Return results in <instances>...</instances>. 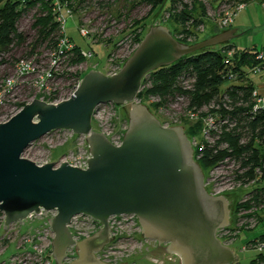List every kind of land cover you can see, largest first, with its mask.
<instances>
[{
	"label": "water",
	"instance_id": "obj_1",
	"mask_svg": "<svg viewBox=\"0 0 264 264\" xmlns=\"http://www.w3.org/2000/svg\"><path fill=\"white\" fill-rule=\"evenodd\" d=\"M237 29L195 44L179 42L164 26H152L119 73L92 70L74 94L57 104L34 99L0 124V212L5 229L41 210L57 212L50 220L53 258L66 264H107L97 254L113 242L110 219L136 217L147 240L165 245L181 264H235L237 256L217 237L230 225L223 196L205 188L202 168L182 127H165L146 104L137 103L146 77L183 57L230 43ZM129 105L123 144L114 146L94 130L101 106ZM57 131L87 136L91 153L86 170L68 163L40 166L23 158L34 143ZM84 215L101 224L93 236L76 242L68 225Z\"/></svg>",
	"mask_w": 264,
	"mask_h": 264
},
{
	"label": "trees",
	"instance_id": "obj_2",
	"mask_svg": "<svg viewBox=\"0 0 264 264\" xmlns=\"http://www.w3.org/2000/svg\"><path fill=\"white\" fill-rule=\"evenodd\" d=\"M75 1H78L80 11L94 7L98 10H104V8L108 10L110 7L112 9L117 4H121L123 11L119 16L125 20L126 18L137 19L139 16L135 14L140 7L155 8L164 0ZM169 1L171 4L170 17L175 24L182 27V32L176 38L188 45L197 43V40L191 43L188 38L196 35L199 28L204 26L210 8L217 9L223 5L235 6L238 2V0H205L210 2L206 4L204 0ZM186 1H190L191 6ZM214 1H220L217 8L213 6ZM252 1L264 2V0H246L248 4ZM4 3L3 8L0 9V67L10 65L15 70L21 60L33 61L38 66H42L45 60L49 62L48 55L57 48L61 35L60 27L52 14L51 1L30 0L23 9H20L19 2L15 0H6ZM149 15L143 20H147ZM143 20L138 19L133 23L132 29L139 26L140 21ZM182 34L186 35L183 40L179 39ZM142 37L138 40L139 42L145 36ZM78 50L68 58L69 67H76L83 63L84 60ZM259 50L264 49L239 50L231 43L223 44L219 48L203 49L183 57L169 67L150 73L143 83L146 86L145 90L139 95L145 104L150 97L162 99L161 104H148L150 110L162 123H164L163 120L156 113L158 106L170 102L175 103L178 98H184L188 103V108H195L196 111L212 103L218 104L226 95L236 105L240 103L241 105L236 106L233 111L225 109L219 111L228 123L221 126L218 134L211 132L210 140L202 141L196 148L195 158L204 171L215 168L228 160L227 164L233 166L232 171L227 170L229 171L228 177L243 187L252 183L259 185L264 182V150L259 148V145L264 143V108L257 112L253 111L255 86L252 80L243 74L247 68L253 70L256 67H260L264 72V63L257 59ZM231 52L233 54L229 56ZM6 55L8 58H4ZM226 58L234 59L227 61ZM229 72L236 75L240 84H232L227 75ZM5 76L8 74L6 73ZM63 78L66 82L72 79L70 75H65ZM191 80H194L193 90H185L184 82ZM43 95L39 94L36 98L41 99ZM47 99L55 102L58 96ZM27 103L26 101L16 105L18 109H22ZM188 129L189 133L192 131L196 134L202 130V123L199 121L190 123ZM185 133L187 134L188 131ZM248 196L249 201L242 209L251 210L253 207L257 209L264 207V186L252 189ZM257 239L264 240V234ZM257 261L264 264V253L258 254L250 264Z\"/></svg>",
	"mask_w": 264,
	"mask_h": 264
},
{
	"label": "rangeland",
	"instance_id": "obj_3",
	"mask_svg": "<svg viewBox=\"0 0 264 264\" xmlns=\"http://www.w3.org/2000/svg\"><path fill=\"white\" fill-rule=\"evenodd\" d=\"M186 2L189 6H191L190 1ZM203 2L210 4L209 1ZM219 4L220 1H214V8H217ZM170 6V1L164 0L158 7L155 8L152 6H148L146 8L140 7L138 12L135 14V16H139L137 19L126 18L125 20L119 16V14L123 11L121 4H117L112 7V9L110 7L108 10L105 8L104 10H98L94 7L84 12H80L75 6V11H73L75 16L74 19L72 18L68 20L66 24V33L77 45L76 51L78 49V51L90 50L93 53V57L89 60L83 61L82 66L79 68L69 69V67H67V63L58 66L55 71L57 73L55 75V79L47 82L45 81L47 83L46 92H53L56 89L59 91H66L68 88H72V85L70 84L72 80H68V82H66L65 78H63L65 75H70L72 78H75L81 74L82 79L92 70H97L106 74L110 68H113L114 66L116 67L119 64H124V62L135 52L138 44L140 43L138 40L142 36H145L152 26H164L168 28L176 38V36L182 32V27H179L171 19L169 13ZM247 10V12H243L248 13L249 8ZM245 13L241 15V20H238V23L243 25L247 23L246 29H249V14L246 15ZM148 15L149 17L144 21L143 18ZM138 19L143 21H140L141 23L139 26L132 29L133 23H135ZM79 26L90 31L89 39H85L80 35L78 31ZM230 28L231 27L221 29L217 27L214 21L206 20L203 28L199 30L198 34L195 36V39L197 42H201L230 30ZM239 31L240 32L237 33L239 36L233 39L231 43L239 50L249 48V43L251 44V42H249V31L246 32L241 29ZM182 38L183 37H179V39ZM220 46L221 45H218L215 48H219ZM48 63V60H45L42 63V66L47 68ZM6 73L8 75L14 73V67H10V65L1 66L0 78L4 77ZM41 77L46 78V75L41 74L39 76V74H34L24 79L20 88L14 92L12 97L8 98L10 104L7 103V106L3 109L2 114L5 116L0 118V121H4L16 114V109H13L10 106L11 104L17 101L28 102L32 99H36V96H38L41 92L39 88L36 87L37 81H39ZM248 78H250L252 82L259 84L261 81H264V72L255 74L253 73V70H249ZM239 82L240 81L236 79L232 81V84H240ZM257 88L258 87H255V90L260 96L264 97V94ZM70 92V90H67V92L63 95L68 96ZM146 105L148 106V104ZM129 109V105L120 106L118 111L119 114H121V117L126 116L129 119V111L127 114V110ZM168 112L164 111V114H161L158 110H156L157 115L161 120H163V122L164 116L173 118V120L171 119L173 127H182L189 133V124L192 122L189 121L186 114H174V112H171L170 110H168ZM93 126L95 127L94 123ZM188 138L192 143L195 158L196 148L203 140H205L202 130L196 134L190 131ZM60 144L61 142L56 140L50 147V141L47 142L42 139L27 149V151L23 154V158L33 161L36 164L42 163L48 159L59 162L70 149L68 144L65 146H61ZM259 148L260 150H264V143L259 145ZM203 173L207 192L212 196H223L229 202L230 225L227 228H229L231 232L228 233L227 236L230 241L225 244L224 237L222 238L219 236V233L217 236L218 239L225 246L233 250L237 256V262L235 264H250L251 261L258 255V252L255 249H252L254 244L253 241L264 234V207H260L258 209L253 207L251 210H246L244 208L246 212L241 215L242 219H239V222L237 219L239 217L238 215L240 214V210L246 206L249 201V192L256 187L264 186V182L259 185L252 183L248 187H243L238 186L239 183L233 179L228 178L226 181L223 180L226 176H228V173L219 168H211L205 171L203 170ZM135 223L137 225L139 221ZM135 223L132 222L129 224V227H135ZM42 226H44L43 221H35L33 223L27 221L24 225L20 226L19 229L18 227L15 229L16 231L20 230L21 234H24L35 229H40ZM132 231L134 232V237L125 239L114 245V249L117 250V253L110 255V262L105 260L104 252L98 254V258L105 263L108 262V264H181L180 258L168 253L165 245L160 246L155 241L147 240L143 232L140 230L132 229ZM3 235L4 227H1L0 237ZM17 252L16 243L10 244L4 252L0 250V264L7 262ZM254 264H258V261Z\"/></svg>",
	"mask_w": 264,
	"mask_h": 264
},
{
	"label": "built area",
	"instance_id": "obj_4",
	"mask_svg": "<svg viewBox=\"0 0 264 264\" xmlns=\"http://www.w3.org/2000/svg\"><path fill=\"white\" fill-rule=\"evenodd\" d=\"M4 1L6 0H0V9L3 8L5 4ZM15 1L19 2L20 9H23V7L26 6V3L30 0H15ZM47 1H51L52 14L54 15L55 21L58 23L60 27L61 35L58 40L57 48L55 49L54 52L48 55V58H50V60L47 68L43 66H38L33 61L21 60L16 65L14 73L0 78V112L2 111L0 114V118L5 116L2 113L5 106H7V103L10 102L8 98L12 97L14 92L18 90V88H20L21 83L24 82V79H26L31 75L34 74L37 75L39 74V76L41 74L46 75V78L41 77L39 81H37L36 87L39 88V90L41 91L40 94H44L40 100L52 104H57L61 101L69 99L74 94V92L81 83L82 80L81 74L75 78H72L71 79L72 82L70 83L72 85V88L70 87L67 89L71 91L68 94V96L63 95L64 93L67 92V90L59 91L58 89H56L55 91H53L54 93L46 92L47 91L46 82L55 79V75L57 74L55 71L57 67L64 65L66 63H67V67H69L67 60L74 52H76L77 45L66 33V24L68 20L72 18L74 19L75 14L73 11H75V6L76 8L79 9L77 5L78 2L75 0H47ZM247 5L248 3L246 2V0H238V2L235 3V6L223 5L221 7H218L217 9L210 8L207 13V20L214 21L217 27L221 29L232 27L235 17L239 13L244 11ZM260 5L264 10V2L260 3ZM80 12H84V11H80ZM202 28L203 26L200 27L199 30H201ZM78 31L83 38L89 39L90 31L88 29L79 26ZM198 32H196L195 34L197 35ZM196 35L190 36L188 38V41H190L191 43L196 41L195 39ZM185 36L186 35L182 34L179 37H183L181 39L183 40ZM80 54L84 61L89 60L93 57V53L90 50L89 51L80 50ZM232 54L233 52L229 53V56H231ZM4 58H8V56L6 55ZM226 59L227 61H231L234 58H226ZM257 59L264 63V50L258 51ZM82 64L76 67H69V69L79 68L82 66ZM124 64H119L116 67L114 66L115 68L114 67L110 68L107 71L106 75L112 76L119 73ZM262 72L263 71L260 67H256L253 69V73L255 74ZM243 74H245L244 75L245 77L249 76V68H247ZM227 75L229 76L230 81H233L237 78L236 75L232 72H229ZM193 83L194 80L185 81L183 84L184 89L190 91L193 90V85H192ZM145 87L146 86L143 84L139 95L141 94L142 91L145 90ZM52 96L54 97L58 96V100H56L55 102H51V99L46 100V98H50ZM253 98L255 101V106L253 108L254 112H257L258 110L264 108V97L260 96L256 90L253 91ZM33 100L34 99L28 101L27 104L31 103ZM136 102L139 104H145L143 102V99L140 97L137 99ZM18 103L21 102L17 101L10 105L13 109H16V114L21 110L18 109L16 105ZM146 103L152 105L161 104L162 99L159 97H150V99L146 101ZM240 105H241L240 103L236 105V103L233 102V100H231V98L228 95H226L222 98V100L218 104L212 103L210 106H207L200 111H196L195 108H188V103L184 98H178L175 103L170 102L168 104L159 105L157 110L161 114H164L163 113L164 111L168 112V110L174 112V114H179V113L186 114V117L192 123H196L198 121L201 122L202 134L205 140H210L211 132L218 134L220 132L221 126L228 123V120L223 119L219 111L221 109H225L227 111H233L236 108V106H240ZM179 106H183V107H179ZM118 109L119 107L113 104L101 106L97 114L94 115L93 117V123L95 125V127L94 126L93 127L94 130L104 134L114 146L120 147L123 144L125 133L129 127V119L126 116L121 117V114H119ZM12 117L13 116L9 117L8 119H5L4 121H0V124L8 122ZM171 119L173 120V118L164 116V123L162 124L165 127H173ZM43 139L46 140L47 142L50 141V147L54 141L58 140L61 142L60 144L61 146H65L68 144L70 146V149L68 150L67 154H65L63 158H61L59 162H55L48 159L37 165L43 166L53 162L57 163V165H61L62 163L66 162L74 168H78L82 170H86L88 168L87 162L88 160L91 159V153L87 142V136H79L70 131H57L47 135ZM227 162L228 160L222 162L219 166L215 168L224 170L227 173L229 172L227 170L232 171L233 166H229ZM228 176H226L223 180L225 181L228 180L229 178ZM238 186H242V185L239 184ZM248 186L249 185L245 187ZM245 212L246 211L244 209L240 210V214L238 215L239 217L237 219L238 222L239 219L240 220L242 219L241 215H243ZM56 214L57 212L45 211L44 209H42L40 214L32 213L25 221H23V223H16L10 226L8 229H5L4 227L5 215L0 212V228L4 227V235L0 237V250L4 252L10 246V244L16 243V249L18 251L4 264H57L53 258V240L55 235L50 228V220L53 217H55ZM27 221H29L30 223H33L35 221H43L44 226H42L40 229H35L33 231L24 234H21L20 230L16 231L15 229L16 227H18L19 229V227L24 225L25 222ZM132 222L133 223L138 222L137 218L122 216V217H113L110 219V225L112 229L111 236L114 239L113 242L108 246V249L106 247V249L102 251L104 252L105 260H107L108 262H110L109 260L111 259L110 255L117 253V250L114 249V245L118 244L119 242H122L125 239H130L134 237L133 236L134 232L132 231V229L142 231L141 226L138 225L139 223H137V225L135 223L136 228L135 227L130 228L129 224H131ZM68 227L71 233L73 234L74 240L76 242H81L96 234L101 229L102 226L99 222L95 221L91 217L78 215L72 219L71 224H69ZM230 232L231 230L229 228H224L218 231L219 236H221L222 238L224 237L225 244L230 241L227 236L228 233ZM253 243L254 244L252 249H255L258 252V254L264 253V240L255 239ZM77 251L78 250L75 246L69 249L68 258L65 261L66 264L72 263L77 258ZM258 264H262V263L258 262Z\"/></svg>",
	"mask_w": 264,
	"mask_h": 264
},
{
	"label": "crops",
	"instance_id": "obj_5",
	"mask_svg": "<svg viewBox=\"0 0 264 264\" xmlns=\"http://www.w3.org/2000/svg\"><path fill=\"white\" fill-rule=\"evenodd\" d=\"M248 8V13L242 11L235 17L234 23L230 29H237V33L240 32V29L245 30L246 32L249 31V42H251V44L249 43L248 49H264V10L258 1L250 2L244 11ZM244 13L246 15L249 14V29H246L247 23L244 25L238 23V20H241V15ZM253 84L255 87H258L257 89H259L261 93L264 94V81H261L259 84L253 82Z\"/></svg>",
	"mask_w": 264,
	"mask_h": 264
},
{
	"label": "flooded vegetation",
	"instance_id": "obj_6",
	"mask_svg": "<svg viewBox=\"0 0 264 264\" xmlns=\"http://www.w3.org/2000/svg\"><path fill=\"white\" fill-rule=\"evenodd\" d=\"M105 249H106V248H105ZM105 249H104V250H105ZM77 255H78V251H77Z\"/></svg>",
	"mask_w": 264,
	"mask_h": 264
}]
</instances>
